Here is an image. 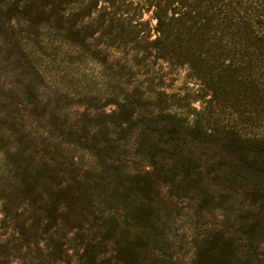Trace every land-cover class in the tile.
Instances as JSON below:
<instances>
[{
	"label": "rangeland",
	"instance_id": "1",
	"mask_svg": "<svg viewBox=\"0 0 264 264\" xmlns=\"http://www.w3.org/2000/svg\"><path fill=\"white\" fill-rule=\"evenodd\" d=\"M54 1L0 0V264H264V0L162 36L140 0Z\"/></svg>",
	"mask_w": 264,
	"mask_h": 264
},
{
	"label": "trees",
	"instance_id": "2",
	"mask_svg": "<svg viewBox=\"0 0 264 264\" xmlns=\"http://www.w3.org/2000/svg\"><path fill=\"white\" fill-rule=\"evenodd\" d=\"M79 0H55L53 2V5L55 7H65L74 3H77ZM91 7H97L101 2L105 5H111L114 6L115 3H117L116 0H89ZM191 1L189 0H140L137 2H130V5H136L135 9L139 7L140 4L144 5L147 9H153L154 10V18L157 22V32L158 34L163 35L164 29L167 24L166 21H180L181 19H174L176 17L168 18V12L173 11L174 15H176V10L179 7H190L189 5ZM177 5V7H173ZM179 6V7H178ZM192 9V8H191ZM160 39V38H159ZM160 41V40H159ZM231 134V133H230ZM233 138V137H232ZM235 138V136H234ZM237 138V137H236ZM237 140V139H236ZM238 142L239 139L237 140ZM232 144L234 143V139L230 140ZM259 149V161L257 162V170L255 173L247 174V179L257 188L258 193L260 195L261 204L264 209V142L260 144L258 147ZM233 167L231 168V171L237 176H244L243 174L246 173L247 167L244 166V164H241V162H235L233 161ZM264 224V223H263Z\"/></svg>",
	"mask_w": 264,
	"mask_h": 264
}]
</instances>
